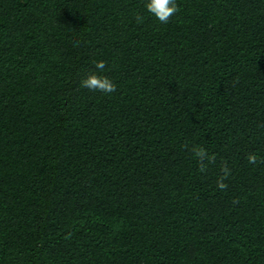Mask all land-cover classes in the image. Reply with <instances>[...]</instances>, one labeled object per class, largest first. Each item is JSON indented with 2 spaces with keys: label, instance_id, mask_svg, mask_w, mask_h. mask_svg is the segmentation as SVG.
I'll use <instances>...</instances> for the list:
<instances>
[{
  "label": "trees",
  "instance_id": "16d2710c",
  "mask_svg": "<svg viewBox=\"0 0 264 264\" xmlns=\"http://www.w3.org/2000/svg\"><path fill=\"white\" fill-rule=\"evenodd\" d=\"M176 3L0 0V264H264V0Z\"/></svg>",
  "mask_w": 264,
  "mask_h": 264
},
{
  "label": "clouds",
  "instance_id": "9594fccd",
  "mask_svg": "<svg viewBox=\"0 0 264 264\" xmlns=\"http://www.w3.org/2000/svg\"><path fill=\"white\" fill-rule=\"evenodd\" d=\"M144 8L151 16L155 17L160 24L169 23L170 19L179 12L176 0H145ZM135 19L140 23L143 21V16L137 15ZM95 68L98 72H103L106 68V63L104 61H98L95 64ZM80 87L103 94H111L117 90L116 84L108 77L97 75L95 72L89 73L85 79L81 80ZM192 153L197 160L198 170L201 173L206 172L207 164L214 163L216 159L215 155H210L203 147H194ZM246 159L249 164L254 165L258 162V157L255 153L248 154ZM205 161H207V164ZM259 162L264 163V160H260ZM221 171L223 175L217 181L216 186L219 190L224 191L227 189V184L224 183V181L231 175V171L226 164L222 165Z\"/></svg>",
  "mask_w": 264,
  "mask_h": 264
}]
</instances>
